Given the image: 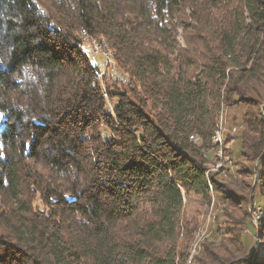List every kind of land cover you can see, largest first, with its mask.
Masks as SVG:
<instances>
[{"label": "trees", "instance_id": "16d2710c", "mask_svg": "<svg viewBox=\"0 0 264 264\" xmlns=\"http://www.w3.org/2000/svg\"><path fill=\"white\" fill-rule=\"evenodd\" d=\"M82 34L126 82L103 88ZM234 104L241 192L207 153ZM0 113V264H187L185 199L213 192L229 237L197 264H264L242 233L256 169L264 201V0H0Z\"/></svg>", "mask_w": 264, "mask_h": 264}, {"label": "rangeland", "instance_id": "374dc122", "mask_svg": "<svg viewBox=\"0 0 264 264\" xmlns=\"http://www.w3.org/2000/svg\"><path fill=\"white\" fill-rule=\"evenodd\" d=\"M81 36L84 51H86L90 59L98 67V76L103 77V88L106 89L107 85L115 81L126 82L128 80V75L120 69L114 60L113 52L109 50V46L105 43V40L84 34ZM178 39L181 44H184L181 34L178 36ZM108 101L112 105L109 98ZM245 111L246 107L242 104L223 106L218 119L217 129L213 135L214 147L207 150L211 162L209 163L210 171L222 173L224 175L222 179L226 184L232 179L237 186L230 183V188L235 192H241L239 186L242 183V178L238 170L244 164H248V161L244 160L241 156L240 147L242 134L247 128L244 123ZM257 164L258 161L255 167ZM258 176L257 171V176L255 173L253 177L250 191L249 211L250 220L253 225L245 226L242 231L245 243L249 247L247 250L253 249L251 258L255 256L259 247L262 248V252L264 253V233L261 235L260 226V220L264 218V201L259 197L258 191L255 194ZM185 203L186 220L192 221L190 228H194L188 249L187 264H197L196 257L203 255L204 244L209 242L220 244L221 241L229 237L227 234V218L225 217V210L229 204L222 198L221 194L214 192L212 193L210 204H203L201 197L195 195L187 197ZM185 232L183 230V238H185ZM243 260L245 259L241 258L238 261Z\"/></svg>", "mask_w": 264, "mask_h": 264}, {"label": "snow or ice", "instance_id": "6c2138e0", "mask_svg": "<svg viewBox=\"0 0 264 264\" xmlns=\"http://www.w3.org/2000/svg\"><path fill=\"white\" fill-rule=\"evenodd\" d=\"M3 118V114L2 113H0V119H2Z\"/></svg>", "mask_w": 264, "mask_h": 264}, {"label": "water", "instance_id": "95a60500", "mask_svg": "<svg viewBox=\"0 0 264 264\" xmlns=\"http://www.w3.org/2000/svg\"><path fill=\"white\" fill-rule=\"evenodd\" d=\"M255 173H256V176H257V169L255 170ZM253 190H254V188H253Z\"/></svg>", "mask_w": 264, "mask_h": 264}, {"label": "bare ground", "instance_id": "6f19581e", "mask_svg": "<svg viewBox=\"0 0 264 264\" xmlns=\"http://www.w3.org/2000/svg\"><path fill=\"white\" fill-rule=\"evenodd\" d=\"M86 35V34H85ZM106 45V44H105ZM107 51V50H106ZM109 54V53H108ZM222 148V147H221ZM262 211V210H261ZM192 251V250H191ZM194 253V252H193ZM191 261V260H190ZM190 264V263H189Z\"/></svg>", "mask_w": 264, "mask_h": 264}]
</instances>
